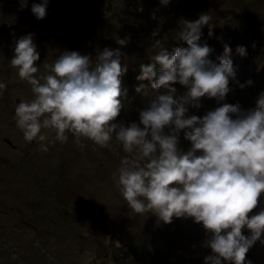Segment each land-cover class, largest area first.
I'll use <instances>...</instances> for the list:
<instances>
[{
    "label": "rangeland",
    "instance_id": "1",
    "mask_svg": "<svg viewBox=\"0 0 264 264\" xmlns=\"http://www.w3.org/2000/svg\"><path fill=\"white\" fill-rule=\"evenodd\" d=\"M39 2L0 0V82L7 85L0 90V264H117L110 255L120 254L122 246L136 248L142 236L145 243L138 247V257L147 260H134L133 251L127 249L133 262L121 264H205L212 252L205 246L202 224L175 217L166 224L150 212L141 215L128 208L112 179L121 158L128 155L115 139L108 148L82 139L80 148L71 133L67 142L60 143L54 132L43 130L48 134L46 152L36 141L24 140L14 119L15 106L33 94L10 66L13 42L33 34L40 54L37 75L64 51L95 59L104 48L120 49L121 63L128 68L122 77L126 96L114 122L128 125L139 123L140 111L156 96L167 94L152 89L150 80L147 84L137 79L141 65L152 63L154 40H161L174 54L175 48L187 46L178 37L179 21L210 14L213 35L206 25L199 42L213 49L209 58L216 62L227 45L236 79L230 81L232 91L224 101L201 98V107L189 106L188 115L203 117L222 103L239 102L247 111L264 92V0H170L167 6L160 0H49L46 17L37 19L31 7ZM153 31L159 35L153 37ZM118 39H125L126 45H119ZM238 47L245 49L244 55ZM132 75L134 84L125 83ZM249 79L253 84L243 89L236 83L246 84ZM173 87L177 97L187 91L179 83ZM179 141L182 151L190 150L183 130ZM262 208L264 194L249 215ZM125 217L127 226L122 223ZM115 221L118 231L124 232L121 237L112 234ZM243 234L250 235L246 228ZM252 253L251 264H264V243L258 240Z\"/></svg>",
    "mask_w": 264,
    "mask_h": 264
},
{
    "label": "clouds",
    "instance_id": "2",
    "mask_svg": "<svg viewBox=\"0 0 264 264\" xmlns=\"http://www.w3.org/2000/svg\"><path fill=\"white\" fill-rule=\"evenodd\" d=\"M160 2L167 6L170 0ZM48 3L32 4L37 19L46 17ZM211 21V15L203 13L194 21L181 19L178 37L187 46L175 48L174 54L154 40L152 63L141 65L137 79L150 80L152 89L167 94L156 96L140 111L139 123L128 125L114 122L126 96L122 77L128 68L121 63L120 49L104 48L95 59L64 51L37 75L40 54L33 34L22 36L13 42L10 66L31 86L33 97L15 106L14 119L24 140L36 141L45 152L48 134L43 130L54 132L60 143L71 133L80 148L82 139L101 148L115 139L128 155L112 179L129 209L141 215L150 212L166 224L174 217L202 224L205 246L212 252L205 264H251L247 252L258 240L264 243V208L249 215L264 194V92L247 111L239 102L222 103L203 117L188 115L189 106L201 107V98L224 101L232 91L230 81L236 79L231 49L225 45L216 62L209 58L213 49L199 42L204 26L213 35ZM158 35L153 31V37ZM117 43L125 46L127 41ZM237 52L244 55L245 49L238 47ZM177 83L187 89L179 97L173 87ZM236 83L243 89L253 81ZM6 87L0 82V90ZM182 130L191 142L187 152L179 147ZM245 228L250 235L243 234Z\"/></svg>",
    "mask_w": 264,
    "mask_h": 264
},
{
    "label": "trees",
    "instance_id": "3",
    "mask_svg": "<svg viewBox=\"0 0 264 264\" xmlns=\"http://www.w3.org/2000/svg\"><path fill=\"white\" fill-rule=\"evenodd\" d=\"M129 77V76H128ZM128 77L127 78H125L124 80H125V83H127V84H131V83H133L134 84V81H133V79L135 78L133 75L132 76H130V78L129 79H131L132 78V81H129V79H128ZM128 79V80H127ZM149 80H147V84L149 83L148 82ZM128 221H129V219L127 218V217H125V219L122 221V223H124V225L125 226H127L128 225ZM114 224H116V228H115V230H114V232H112V234H113V236H115V237H121L122 236V234L124 233V232H121L120 230L118 231V222H114ZM126 236V235H125ZM144 237L142 236V238H140L141 239V241H140V244L136 247V248H134L133 246H131V245H129V246H127L126 248H125V246H122V248L120 249V250H122L121 251V253L120 254H112V255H110V257L111 258H113V262H115V263H117V264H121V262H133V255H131V251H133V253H134V256H136L135 257V259L134 260H139V262H140V259H142V261H146L147 260V258L146 257H138L139 256V253H138V247L141 245V244H144L145 242L144 241H142V239H143ZM153 249H156V247H152ZM127 249H129V250H131L130 252H128V250ZM136 249V250H135ZM125 254H124V253ZM121 255V256H120ZM128 264V263H127Z\"/></svg>",
    "mask_w": 264,
    "mask_h": 264
},
{
    "label": "water",
    "instance_id": "4",
    "mask_svg": "<svg viewBox=\"0 0 264 264\" xmlns=\"http://www.w3.org/2000/svg\"><path fill=\"white\" fill-rule=\"evenodd\" d=\"M252 250H253V246L249 249V251L246 254V262L247 261H251V263L253 262L254 256H253Z\"/></svg>",
    "mask_w": 264,
    "mask_h": 264
}]
</instances>
